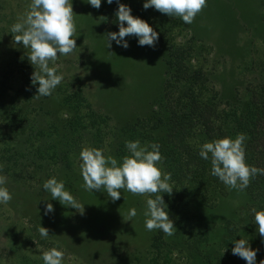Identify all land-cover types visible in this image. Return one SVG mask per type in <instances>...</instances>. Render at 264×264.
<instances>
[{"label": "rangeland", "instance_id": "374dc122", "mask_svg": "<svg viewBox=\"0 0 264 264\" xmlns=\"http://www.w3.org/2000/svg\"><path fill=\"white\" fill-rule=\"evenodd\" d=\"M134 1L140 3V5L145 2V0ZM119 2L131 9V15L146 21L158 33V40L155 42L154 47L139 46L138 39L135 36L125 37V41L129 45L127 49L117 45L115 41L111 42V47L114 50L122 49V51L125 50L124 52L129 54V59L124 62L121 69L111 74V85L114 86L112 89L122 86L121 83H118V79H128L130 87H138L141 91L132 90L130 95L113 98L114 91L112 90L109 93L111 97L108 95V102H106V100L101 99L103 96L100 100L99 97L93 100L91 98V93L95 94L91 92L93 88L89 91L90 89L85 88V86H88L86 82H82L81 86L78 87L82 91L80 95L84 100H80L74 95L76 90L71 87V82L68 80L76 74L68 69L63 71L61 64H59L61 60L56 61L55 65L50 64V66L57 67V71L62 75L64 74L63 80L67 79L69 82L67 84L69 86H63L61 88L62 92H59L62 94L58 98L59 103L64 101L63 98H69L63 105L64 107L60 109L59 117H65L67 115L65 114L66 111L84 116L83 113H87L88 109L91 108L93 111L111 115V118L113 116V119H119L122 123L128 119L131 122L141 121L143 128L137 124H130L135 130H144L145 127L152 130L150 126L157 124L156 118L145 122V117L149 110L156 111L155 105L163 93L160 91V88L164 86L161 75L163 69L158 65V60L163 58L164 53L167 52V46L171 45L182 47L191 45L196 55L194 62L204 65L206 71L209 69L220 71L225 67V85L227 84L225 93L238 91L239 93L248 94L250 92L254 95V104L264 102V0H207V6L195 17L191 24H185L178 17H168L153 8L147 10L140 6L139 8L138 4L133 3V0H119ZM29 3L30 0H0V12L5 13L7 16L5 25L12 26L14 24L11 21V17L14 19V16L10 14V11L22 14L23 11L19 9L20 6L27 7ZM71 3L73 12L76 15L74 17L76 36L73 38L76 40L77 48L66 56V60L79 67L78 65L82 64L84 58H87L88 51L99 45L100 42L94 39L100 35H103L106 39L107 33L119 31L115 16L118 5L116 0H113L112 4H108L107 0H101V7L95 9L87 3V0H80V2L79 0H71ZM133 4H135V8H133ZM85 5L90 6V8L83 12L81 8ZM4 23L5 19L0 23V26ZM197 37H204L205 40L212 41L220 40L225 48V54L221 57H212V52L207 45H202L194 40ZM92 40L94 41L93 44L90 43ZM12 48H15V52H12ZM23 50L22 44H16L13 38L0 32V80H4L5 83H3L4 94L18 100L20 102L18 106H25L26 109L31 107L33 112L30 118H33L39 104L34 103L32 95L37 94L38 84L33 85L31 82L34 71L28 58L21 60ZM61 57L65 59V56ZM58 59L60 58L58 57ZM215 60L219 61L217 65L214 63ZM141 64H148V67L143 71ZM157 65L161 72L157 73V78L155 76L150 78L151 66L157 67ZM133 69L136 73L132 77L130 71ZM120 73L126 78L120 76ZM77 74H80V72ZM107 81L109 80L107 79ZM22 84L29 91V97H25L26 99H23L24 97L16 92L17 87ZM123 89L125 88L123 87ZM217 90H220L218 84ZM57 93L58 90L55 88L50 98ZM202 98L204 99V97ZM2 101L5 104L9 103L7 97L2 98ZM142 101L151 102L145 107L134 106L136 103L142 104ZM51 105L54 108L55 103ZM262 108L264 109V106ZM26 109L25 113L28 115ZM150 111L149 115L152 113ZM41 119L43 120H40L37 124L45 131H47V128L50 129V126H56L59 122V119H55L54 113ZM165 127L171 130V126L167 123H165ZM31 128L36 130L34 126ZM1 129L10 132L4 125ZM258 130L264 132V122L258 125ZM112 132H117V129ZM2 134L0 133V136H4ZM33 134L32 132L31 135L25 134L22 137L23 145L19 152L21 157L16 158L14 164L11 161L6 162L7 155H3L4 160H0V164L9 168V172H6L4 167L0 171V175L7 178L5 186L12 195V199L7 205L0 204V264H43L40 258L42 250L52 247H57L58 250L65 252L63 264H184L180 249L174 246L172 249L175 252L168 253L166 248V251L163 250L162 255L159 257L155 249L149 248V239L154 232L145 228V217L143 215L145 210L143 209H146V199L154 197L133 195L128 191H124L121 192L120 200L113 203L112 200H108L107 195L101 196L100 192L104 193L102 191H95V193L75 192L72 196L77 202L84 205V213L81 215L77 210L67 205H61L58 200L48 202L37 200L35 194L39 189L38 185L34 183V179L21 181L25 184L21 187L18 176L25 169L28 173L30 172L31 168L27 164V159L33 155L34 147L39 144V140ZM48 136L47 141L51 143L52 133L49 132ZM263 141L264 138H259L255 141V144L249 145L248 150L253 152L252 156L256 160L255 163H257V160H264ZM127 154L129 153L127 152ZM11 168L13 171L10 170ZM78 174L81 176L80 170H78ZM73 183L74 186L79 185L80 180L79 182L74 180ZM24 186H27L28 189L25 190ZM228 191H230L229 195H235L233 196L234 199L223 203L225 207L222 212L212 210L211 216L213 217V223H215L219 213L225 215V221L229 220L231 222L232 229L236 231L235 237L237 239V234L239 237L242 236L237 232V229L241 228L244 223L257 228L251 209L256 208L257 211H264V204H249L244 195L234 193L236 189L228 188ZM130 199H135L141 204L137 209L138 211L141 209V211L131 220L128 219V209L132 208L131 202L133 201ZM46 203H51L54 209L53 212L47 215H45ZM219 205L220 203L217 204V207ZM99 208L103 210L101 218ZM137 210L136 212H138ZM169 214L172 216L170 218L174 217L173 212L169 211ZM96 216H99L100 222H93ZM115 217L117 223L112 221L115 220ZM120 218L123 219L121 222ZM39 226L49 230L48 238L41 237L38 231ZM211 227L210 225V229ZM183 228L188 230V227L183 226ZM191 229L194 230L195 228L192 227ZM256 233L259 235L257 230ZM232 238L233 236L228 239L233 241ZM194 240L196 244H199L196 238ZM260 240L264 242V238L260 237ZM163 255H166V257H163ZM226 255L227 260L225 263L228 264L230 261L229 256L231 255L233 258V254L230 250H226ZM245 264H247L246 261Z\"/></svg>", "mask_w": 264, "mask_h": 264}, {"label": "trees", "instance_id": "16d2710c", "mask_svg": "<svg viewBox=\"0 0 264 264\" xmlns=\"http://www.w3.org/2000/svg\"><path fill=\"white\" fill-rule=\"evenodd\" d=\"M133 3H136V1L133 0ZM136 4H138V7L143 8V4ZM134 5H132L133 8H135ZM26 8L20 6L19 9L24 12ZM89 8L90 6L85 5L81 8V11H87ZM10 14L14 16V19L11 17V21L14 23L21 15V13L13 11H10ZM4 19L5 23L0 26V32L13 38L14 34L10 32L11 25H5L7 16L5 13L0 12V23ZM7 23L9 24V22ZM196 39L194 40L210 48L212 57H221L225 54V48L220 40H205L204 37H197ZM94 40H98L99 45L88 51L87 58H84L82 64L78 65L79 67L71 64L72 62H68L66 56L65 59L61 56H59L60 59H57V61L61 60L59 64H61L63 71L68 69L76 74L72 78H68L71 87L76 90V94H73L80 100H84L80 95L82 91L78 87L81 86L82 82H86L88 86H85V88L90 89L89 91L93 88L91 91L95 93V96L91 93L93 100L96 97H99L100 100L103 96L101 99L106 100V102H108V95L112 90L114 91L113 98L130 95L132 90L141 91L138 87H130L128 79H118V83H121L122 86L112 89L114 86L111 85V74L121 69L124 62L129 59V54L124 52L125 50L122 51V49L114 50L113 47L109 49L103 35ZM90 43L93 44L94 41L92 40ZM12 52H15V48H12ZM23 53L21 60L26 59L29 50L24 48ZM162 59L159 58L158 65L163 69L161 75L164 89L160 88L163 93L155 105L156 111L149 110L152 113L149 115L148 111L145 117V122L156 118L157 124L150 126L152 130H148L149 127H145L144 130H135L130 124H137L143 128L141 121L131 122L128 119L122 123L119 119H113V116L111 118V115L93 111L91 108L88 109L87 113H83L84 116L66 111L65 114L67 115L65 117H59L60 109L64 107L63 105L69 99L68 97L63 98L64 101L61 103L58 99L62 96L59 93L62 92L61 88L69 86L67 85L69 84L67 79L62 80L56 87L58 93L51 98L50 96L35 98L32 95L34 103L39 105L35 117L30 118L33 109L18 106L20 105L18 100L6 96L3 89L4 80H0V133L4 135L0 136V160H4L2 156L7 155L6 162L11 161L13 163L16 158L21 157L19 152L23 145L22 137L25 134L31 135L33 132L35 138L39 140V144L34 147L33 155L27 159V164L31 170L28 173L25 169L21 172L22 174L19 170L20 175L18 177L20 182L34 179V183L38 185L39 189L35 197L41 202L44 200L48 202L52 200L51 195L43 189V183L52 177H55L58 181H63L65 190L69 191L71 195L75 192H91L82 187L83 179L78 174L81 162L79 152L82 147L88 146L101 149L105 156L110 155L119 162L123 156L128 155L125 141L139 140L141 145L157 143L163 157V162L159 167L163 172L171 173L169 183L173 188L171 195L164 193H161V195L167 206L168 214L169 211L174 213V217L170 218L171 215L169 214V218L173 221L177 231L172 236H166L161 230H153L154 233L149 239V248L155 249L159 257L162 255L163 250L166 251V248L168 253L175 252L172 249L174 246L180 249L184 264H226L227 255L225 256L224 250L231 251L235 240L245 239L248 240L250 248L256 250V264H260V261L264 260V242L260 240V236L256 233V226L250 227V225L244 223L241 228L237 229V232L242 236L239 237L237 234L236 239V231L232 229L229 220L225 221V215L219 213L216 220L218 224L213 223L211 212L213 213L214 210L222 212L225 207L223 203L233 200L235 195H229L228 187L217 177L211 175L210 160L202 159L199 151L200 146L205 142L224 137L234 139L238 133H243L248 137L245 141L246 163L249 166L264 169V160H257V163H255L256 160L252 156L253 152L248 150L249 145L255 144V141L259 138H264V132L258 130V125L264 122V109L262 108L264 102L254 104V95L250 92L248 94L239 93L238 91L225 93L227 89V84L225 85V67L220 71L215 69L206 71L204 65L194 62L196 55L191 45L184 47L180 45L167 46V52L164 53ZM14 60L16 59L14 58ZM86 61L88 62L86 63ZM214 63L217 65L219 61L215 60ZM128 64L130 65L129 62ZM141 65L143 71L148 67V64ZM158 65L157 67L151 66L150 78L152 76L157 78V73L161 72ZM79 72L80 74H77ZM135 73L134 69L130 71L132 77ZM57 74H60V72L57 71ZM120 76L126 78L121 73ZM217 84L218 87L220 86V90H217ZM16 92L24 97L23 99L29 97V91L25 89L23 84L17 87ZM6 97L9 100V103L6 102L7 104L2 101V98ZM149 102L151 101H142V104L136 103L134 106L145 107ZM52 103H55L54 108L51 107ZM25 109L28 115H26ZM53 113L55 119H59L58 124L53 127L50 126L51 130L49 128L46 129L47 131L42 130L37 123L43 120L42 117ZM165 123L171 126V130L165 127ZM2 125L8 128L10 132L3 131L1 129ZM32 126L36 130H32ZM114 129H117V132H112ZM49 132L52 133L51 143L47 141ZM3 137L6 138L3 139ZM8 169L5 167L6 172H9ZM10 170L13 171L12 168ZM77 174L80 177L76 176ZM74 180L75 182L80 180V184L74 186ZM20 182V186L25 185L22 182L20 184ZM24 189L26 190L28 187L24 186ZM95 191L93 190L91 193H95ZM100 191L101 196L107 195L104 189ZM124 191L126 190H121V192ZM234 193L244 195L249 204H264V175H257L250 181V185L244 191L236 190ZM107 198L109 201L111 200L108 196ZM133 201L131 206L137 210L141 204L135 199ZM218 203L220 205L217 207ZM115 206L117 205L115 204ZM102 211L99 208L100 218L102 217ZM140 211L141 209L137 213ZM99 216L94 217L93 222H100ZM122 220L120 218V222ZM112 221L117 223V218L115 217V220ZM210 225L212 226L211 229ZM183 226L188 227V230L184 229ZM192 227L195 229L192 230ZM231 236H233V241L228 239ZM195 238L199 241V244L194 242ZM163 257H166V255H163ZM229 258L228 264H245V260H241L238 256L233 255L232 258L230 255Z\"/></svg>", "mask_w": 264, "mask_h": 264}, {"label": "clouds", "instance_id": "9594fccd", "mask_svg": "<svg viewBox=\"0 0 264 264\" xmlns=\"http://www.w3.org/2000/svg\"><path fill=\"white\" fill-rule=\"evenodd\" d=\"M95 9L101 7V0H87ZM112 4L113 0H107ZM118 9L115 13L118 32L106 34L107 47L111 41L127 49L125 37L135 36L139 46L154 47L158 33L144 20L131 15V9L116 0ZM207 6V0H146L145 10L153 8L168 16L178 17L185 24H191L195 17ZM71 0H30L26 10L11 26L16 44H22L29 50L28 60L34 68L31 76L33 85L38 84L34 97L50 96L53 90L62 82L63 75L57 74L55 65L59 56L70 55L77 47L76 27ZM103 18V17H102ZM127 25V26H125ZM84 43V42H83ZM114 55V54H113ZM246 134L238 133L235 138L224 137L205 142L200 146L199 155L204 160H210L211 175L217 177L229 189L244 191L250 181L257 175H264V169L249 166L246 163L245 141ZM128 155L118 160L105 156L103 150L84 146L79 152V169L83 179L82 187L86 191L104 189L107 196L114 202L121 198V190L133 195L154 197L146 199L145 228L148 231L161 230L166 236H172L177 231L169 218L161 193L173 192L171 173H165L158 165L163 162L159 144L146 143L141 145L139 140L125 141ZM4 165L0 164V171ZM7 178L0 175V204L7 205L12 195L5 186ZM43 189L50 193L52 200H58L63 206L67 205L84 213V205L77 202L69 191L65 190L63 181L55 177L43 183ZM53 205L46 203L45 215L53 212ZM254 222L260 237L264 238V211L252 208ZM137 215L136 209L128 212V219ZM41 237L48 238L49 230L39 226ZM232 254L245 260L247 264H256V250H252L248 240H235ZM226 251V249L224 250ZM65 252L52 247L42 250L40 258L43 264H63ZM264 264V260L260 261Z\"/></svg>", "mask_w": 264, "mask_h": 264}]
</instances>
